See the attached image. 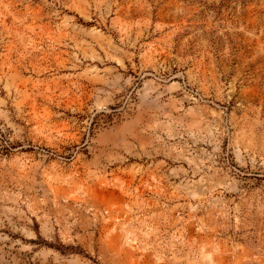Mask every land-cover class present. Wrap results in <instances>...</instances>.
Here are the masks:
<instances>
[{
	"label": "rangeland",
	"instance_id": "1",
	"mask_svg": "<svg viewBox=\"0 0 264 264\" xmlns=\"http://www.w3.org/2000/svg\"><path fill=\"white\" fill-rule=\"evenodd\" d=\"M0 264H264V0H0Z\"/></svg>",
	"mask_w": 264,
	"mask_h": 264
}]
</instances>
